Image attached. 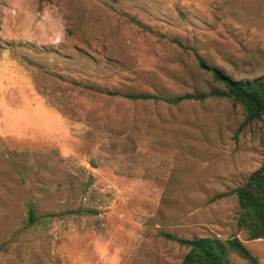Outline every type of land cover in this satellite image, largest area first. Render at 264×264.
Wrapping results in <instances>:
<instances>
[{"label":"rangeland","instance_id":"1","mask_svg":"<svg viewBox=\"0 0 264 264\" xmlns=\"http://www.w3.org/2000/svg\"><path fill=\"white\" fill-rule=\"evenodd\" d=\"M198 58L263 74L264 0H0V264H179L163 233L236 234L264 264L233 192L264 162V117L164 100L223 90Z\"/></svg>","mask_w":264,"mask_h":264},{"label":"trees","instance_id":"2","mask_svg":"<svg viewBox=\"0 0 264 264\" xmlns=\"http://www.w3.org/2000/svg\"><path fill=\"white\" fill-rule=\"evenodd\" d=\"M180 44L177 40L174 41ZM199 64L209 70L213 78L223 85V90L209 92L194 91L164 100L171 104H179L185 100H204L210 96L229 97L238 102L245 110V123H251L264 117V73L250 78L236 79L216 66H209L201 59ZM114 94V92H110ZM130 100H149L153 97L145 93H125ZM238 204L235 225L237 230L244 231L247 240L264 238V162L247 179L233 190ZM33 209L29 211L30 221L36 219ZM188 250L179 264H233L230 254L235 253L249 264H261L258 258L246 247L236 234L226 238L209 234L192 238H179L163 233Z\"/></svg>","mask_w":264,"mask_h":264}]
</instances>
